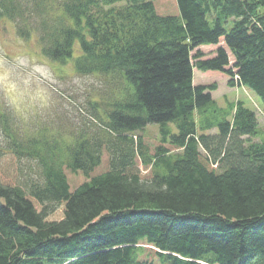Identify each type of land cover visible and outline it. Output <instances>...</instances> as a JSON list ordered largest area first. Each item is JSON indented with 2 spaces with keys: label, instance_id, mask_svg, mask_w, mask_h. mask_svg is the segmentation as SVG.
<instances>
[{
  "label": "trees",
  "instance_id": "1",
  "mask_svg": "<svg viewBox=\"0 0 264 264\" xmlns=\"http://www.w3.org/2000/svg\"><path fill=\"white\" fill-rule=\"evenodd\" d=\"M153 2L0 0L43 57L111 86L69 139L22 135L0 112V165L16 163L0 175V264H264L257 116L193 85L194 69L218 72L264 103V0ZM26 159L40 175L19 184Z\"/></svg>",
  "mask_w": 264,
  "mask_h": 264
},
{
  "label": "rangeland",
  "instance_id": "2",
  "mask_svg": "<svg viewBox=\"0 0 264 264\" xmlns=\"http://www.w3.org/2000/svg\"><path fill=\"white\" fill-rule=\"evenodd\" d=\"M203 51L208 53V49ZM227 81L218 72L193 70V85L215 84L211 97L218 106L242 102L255 112L261 133L253 141H259L264 138V103L245 88L228 87ZM110 92L105 78L79 76L69 64L50 62L42 56L36 37L26 41L19 38L14 24L0 18V112L8 116L12 131L30 137L44 134L47 139H69L75 132L95 125L88 101L108 98ZM1 130L0 125L2 145L5 138ZM141 135L148 145H157L158 125H148ZM4 159L0 175L11 180L16 176V163L12 156ZM20 170L19 184L35 183L39 178V168L29 159L22 160Z\"/></svg>",
  "mask_w": 264,
  "mask_h": 264
}]
</instances>
